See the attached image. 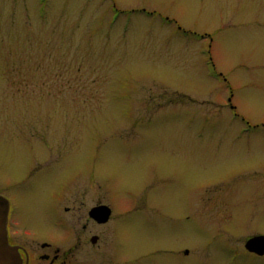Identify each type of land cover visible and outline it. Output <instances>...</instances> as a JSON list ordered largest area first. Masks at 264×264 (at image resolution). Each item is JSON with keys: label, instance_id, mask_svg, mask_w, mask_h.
Segmentation results:
<instances>
[{"label": "rangeland", "instance_id": "374dc122", "mask_svg": "<svg viewBox=\"0 0 264 264\" xmlns=\"http://www.w3.org/2000/svg\"><path fill=\"white\" fill-rule=\"evenodd\" d=\"M263 165L264 0H0V182L99 193L115 264H264Z\"/></svg>", "mask_w": 264, "mask_h": 264}, {"label": "flooded vegetation", "instance_id": "af4514ba", "mask_svg": "<svg viewBox=\"0 0 264 264\" xmlns=\"http://www.w3.org/2000/svg\"><path fill=\"white\" fill-rule=\"evenodd\" d=\"M253 173L264 176V165ZM70 188L71 184H57L54 194L51 193L57 198L35 206L19 199L20 194L35 190L30 184L0 182V209L6 213L0 253H8L1 258L2 264H115L116 220L110 203L97 193L98 199L86 209V190L81 191V185L76 192ZM100 205L112 210L108 221L103 223L90 214ZM37 209H41V215L31 216L30 212ZM255 235L264 233L249 235L244 243L248 252L246 241Z\"/></svg>", "mask_w": 264, "mask_h": 264}, {"label": "water", "instance_id": "95a60500", "mask_svg": "<svg viewBox=\"0 0 264 264\" xmlns=\"http://www.w3.org/2000/svg\"><path fill=\"white\" fill-rule=\"evenodd\" d=\"M2 207V203L0 204V208ZM1 210V209H0ZM112 213V210L109 206L107 205H100L97 207H94L91 211L90 214L98 219L99 221L106 222L108 221L110 215ZM6 213L1 210L0 211V240H2V233L4 230V222L6 221ZM246 248L253 253H256L258 255H264V235H255L251 238H249L246 241ZM8 253H0V264L4 263V260L1 259L4 256H6Z\"/></svg>", "mask_w": 264, "mask_h": 264}]
</instances>
